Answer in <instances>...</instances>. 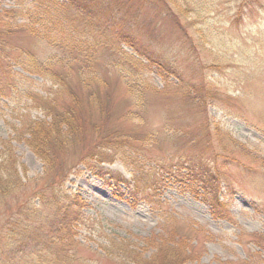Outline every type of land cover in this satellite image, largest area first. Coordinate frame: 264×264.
Returning a JSON list of instances; mask_svg holds the SVG:
<instances>
[{"label":"rangeland","instance_id":"1","mask_svg":"<svg viewBox=\"0 0 264 264\" xmlns=\"http://www.w3.org/2000/svg\"><path fill=\"white\" fill-rule=\"evenodd\" d=\"M62 1L0 0V8L17 9L14 22L21 24L52 18ZM78 1L81 12L93 9L92 0ZM106 2L115 21L101 12L105 17L82 19L83 28L78 22L80 35L102 42L88 71L104 81L85 85L71 71L85 124L54 172L45 174L22 141L23 123L49 119L44 107L51 100L64 110L68 85L51 86L36 75L32 83L14 76L0 81V146L9 140L26 167V175L20 167L24 186L0 207V233L9 217L30 214L25 205L35 190L60 189L49 210L73 195L83 198L92 222L78 234L98 253L104 233L97 220L131 244L170 231L188 237L197 257L186 264H264V0ZM79 3L63 7L60 27L79 18ZM68 32L52 34L69 39ZM4 40L0 57L7 55L5 67L17 78L31 54L52 58L53 68L69 73L59 62L62 51L46 40L18 29ZM30 90L44 99L30 97ZM98 155L106 161L96 162ZM110 170L124 182L109 179Z\"/></svg>","mask_w":264,"mask_h":264},{"label":"trees","instance_id":"2","mask_svg":"<svg viewBox=\"0 0 264 264\" xmlns=\"http://www.w3.org/2000/svg\"><path fill=\"white\" fill-rule=\"evenodd\" d=\"M68 1L63 0L57 5L58 8L53 11L56 16L52 15V18L43 19V16L39 15L41 19L34 22L28 21V19L25 22L24 19L21 24L14 22L16 19L13 17L17 9L0 8V26L5 27V30H0V49L5 44L4 39L9 34L17 29L27 31L31 36L42 38L51 47L61 50L63 56L59 58V62L70 68L68 74L60 73L56 68H53L52 58L42 59L31 54L28 62L21 63L24 74L20 73L19 78H17L14 71L11 72L5 67L8 60L7 55L0 57V81H4L7 76H14L16 82H20V77H23L22 81L32 83L35 81L31 77L36 75L50 81L51 86L68 85V92L71 93V97L64 110H58L56 104L51 100L46 105L47 108L44 107V109H50V111L45 110L48 112L46 117L49 119L32 120L30 118L23 123L25 129L23 134L27 135L26 138L22 137L21 139L42 160L45 174L54 172V168H58L57 166L61 167L63 152L70 148L83 133L85 119H78V108L81 101L77 91L70 85L73 77L71 71L75 70L76 74L81 77L79 81L85 85L89 84L90 81H104L98 80V74L92 75L88 71L96 60L93 52L97 51L102 42L94 41L93 38L90 41L89 38L92 35L79 34L82 30L81 27H84L82 19L93 21L94 17H105L101 14L104 12L107 18L115 21V18L111 16L115 14L114 6L106 0H92L93 9L87 10L85 13L81 12L84 10H82L78 0ZM94 1H97L98 5ZM77 3H79L81 17H77V20L64 19V26L60 27L63 22L60 18L63 7H75ZM78 22L81 23V27H79ZM67 31H69V39H62V36L58 39L54 35L55 33L63 34ZM1 33H6V37H3ZM124 40L129 46L138 50L133 39L124 38ZM125 54L132 61L138 62L136 57L130 56L128 53ZM7 85L10 86V84ZM35 92V90L33 92L30 90L29 96L32 98L39 96L44 99V95ZM2 96H5V92L4 87L0 86V97ZM96 159L98 160L95 161L99 164L106 161L105 157L100 155ZM93 161L92 159L89 164ZM19 163L12 143L9 140L1 142L0 207L24 186V176L21 174L20 167L22 166L24 175H26V167ZM106 173H108L109 179L115 183L124 182L123 178L115 177V172L110 170ZM45 174H43L44 177L38 179H44ZM48 186L50 187L51 183ZM59 196L60 189L51 192L47 188L44 191L35 190L32 200L25 205V207L31 206L30 214L23 218L20 216L15 219L9 217L0 233V264H104L102 261H97L100 256L114 260L115 264H186L189 261L194 262L193 260L197 257L196 244L191 243L188 237L180 239L173 231L159 238L155 236L152 239H146L144 242L141 241V245L135 241H132L131 244L130 242H121L123 241L122 238L113 237L111 232H106L105 225L99 220L97 223L103 227L101 230L104 233V239L98 244L100 248V253H98L91 246H88V240L82 239L80 233L78 234L81 224L92 222L85 211L86 201L78 195H73L56 210H49L51 201L58 202ZM221 201L224 204V200ZM191 239L193 240V238ZM148 250H153V252L150 256H145ZM84 251L86 252L84 253Z\"/></svg>","mask_w":264,"mask_h":264}]
</instances>
